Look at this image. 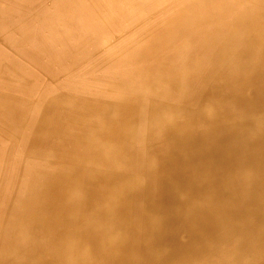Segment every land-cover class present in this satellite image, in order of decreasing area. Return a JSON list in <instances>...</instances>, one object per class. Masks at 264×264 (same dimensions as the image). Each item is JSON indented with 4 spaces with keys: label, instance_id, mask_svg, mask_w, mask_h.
I'll return each mask as SVG.
<instances>
[{
    "label": "bare ground",
    "instance_id": "obj_1",
    "mask_svg": "<svg viewBox=\"0 0 264 264\" xmlns=\"http://www.w3.org/2000/svg\"><path fill=\"white\" fill-rule=\"evenodd\" d=\"M0 263L264 264V0H0Z\"/></svg>",
    "mask_w": 264,
    "mask_h": 264
},
{
    "label": "rangeland",
    "instance_id": "obj_2",
    "mask_svg": "<svg viewBox=\"0 0 264 264\" xmlns=\"http://www.w3.org/2000/svg\"><path fill=\"white\" fill-rule=\"evenodd\" d=\"M1 251H4L3 249ZM1 264V263H0Z\"/></svg>",
    "mask_w": 264,
    "mask_h": 264
}]
</instances>
